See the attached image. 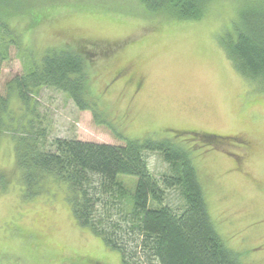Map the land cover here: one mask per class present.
Wrapping results in <instances>:
<instances>
[{
	"label": "rangeland",
	"instance_id": "rangeland-1",
	"mask_svg": "<svg viewBox=\"0 0 264 264\" xmlns=\"http://www.w3.org/2000/svg\"><path fill=\"white\" fill-rule=\"evenodd\" d=\"M2 1L12 12L21 11L6 19L19 40L0 65V92L14 115L10 125L35 115L8 84L48 47L117 42L89 66L90 91L102 122L92 110L79 109L67 93L53 87L40 90L38 111L48 125L45 146L57 137L123 144L119 133L129 138L169 136L191 146L226 244L240 254L242 264H264V89L235 67L221 45L235 32L240 10L257 0H216L199 19L169 17L140 0H77L82 7L63 4L37 24L28 10L39 12L63 0ZM205 132L220 137L209 143ZM14 150L11 132L0 133V168L14 169ZM145 157L156 176L172 173L159 152L146 151ZM117 178L134 192L137 176ZM165 200L181 206L180 187L167 189ZM0 264L123 261L118 250L77 221L65 184L48 179L41 193L30 195L14 170L11 183L0 190Z\"/></svg>",
	"mask_w": 264,
	"mask_h": 264
},
{
	"label": "trees",
	"instance_id": "trees-1",
	"mask_svg": "<svg viewBox=\"0 0 264 264\" xmlns=\"http://www.w3.org/2000/svg\"><path fill=\"white\" fill-rule=\"evenodd\" d=\"M140 1L169 17L199 19L216 0ZM256 2L240 10L235 32L229 33L221 45L235 67L260 81L264 89V0ZM3 3L0 65L9 58L10 45L19 40L16 29L6 20L17 11L12 12ZM63 4L82 7L77 0H63L47 4L39 12L28 10L27 14L37 24ZM116 46L117 42H90L48 47L40 60L8 84L25 110L35 115L17 126L10 125L14 115L8 97L0 92V133L11 132L15 149L14 169L0 168V190L11 183L14 170L20 172L30 195L41 193L48 179L65 184L77 221L101 236L108 248L118 250L123 264H242L240 254L226 244L213 220L191 146L169 136L129 138L120 133L123 144L57 137L45 146L48 125L38 111L40 90L53 87L67 93L79 109L92 110L95 119L102 122L97 99L90 91L89 66ZM203 136L209 143L220 137L210 132ZM146 151L159 152L172 173L156 176L151 172ZM119 174L137 176L133 193L118 180ZM174 187H180L183 196L184 203L179 207L165 200L166 190Z\"/></svg>",
	"mask_w": 264,
	"mask_h": 264
}]
</instances>
